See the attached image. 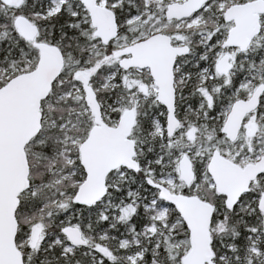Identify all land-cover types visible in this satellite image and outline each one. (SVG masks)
Listing matches in <instances>:
<instances>
[{"label":"snow or ice","instance_id":"snow-or-ice-1","mask_svg":"<svg viewBox=\"0 0 264 264\" xmlns=\"http://www.w3.org/2000/svg\"><path fill=\"white\" fill-rule=\"evenodd\" d=\"M0 264H264V0H0Z\"/></svg>","mask_w":264,"mask_h":264}]
</instances>
